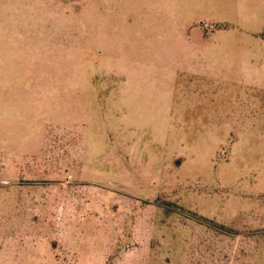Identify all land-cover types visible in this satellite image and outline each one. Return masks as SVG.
I'll list each match as a JSON object with an SVG mask.
<instances>
[{
    "label": "rangeland",
    "instance_id": "1",
    "mask_svg": "<svg viewBox=\"0 0 264 264\" xmlns=\"http://www.w3.org/2000/svg\"><path fill=\"white\" fill-rule=\"evenodd\" d=\"M39 3L0 5V264H264V0Z\"/></svg>",
    "mask_w": 264,
    "mask_h": 264
},
{
    "label": "crops",
    "instance_id": "2",
    "mask_svg": "<svg viewBox=\"0 0 264 264\" xmlns=\"http://www.w3.org/2000/svg\"><path fill=\"white\" fill-rule=\"evenodd\" d=\"M5 0H0L2 5ZM10 3V7L13 10L14 16L22 23L33 24L34 29L39 30V18L41 8L39 0H7ZM42 14V13H41Z\"/></svg>",
    "mask_w": 264,
    "mask_h": 264
}]
</instances>
